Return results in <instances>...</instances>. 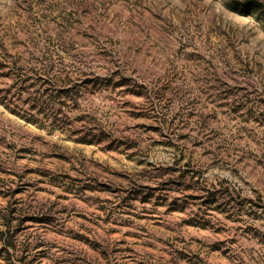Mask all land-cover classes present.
I'll return each mask as SVG.
<instances>
[{
  "label": "rangeland",
  "instance_id": "374dc122",
  "mask_svg": "<svg viewBox=\"0 0 264 264\" xmlns=\"http://www.w3.org/2000/svg\"><path fill=\"white\" fill-rule=\"evenodd\" d=\"M0 264H264V0H0Z\"/></svg>",
  "mask_w": 264,
  "mask_h": 264
},
{
  "label": "trees",
  "instance_id": "16d2710c",
  "mask_svg": "<svg viewBox=\"0 0 264 264\" xmlns=\"http://www.w3.org/2000/svg\"><path fill=\"white\" fill-rule=\"evenodd\" d=\"M9 237H10V236L7 237L8 240H9Z\"/></svg>",
  "mask_w": 264,
  "mask_h": 264
}]
</instances>
